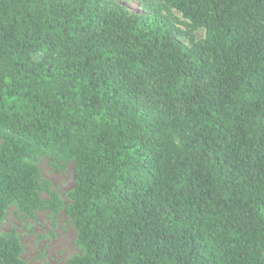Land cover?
I'll use <instances>...</instances> for the list:
<instances>
[{
  "label": "trees",
  "instance_id": "1",
  "mask_svg": "<svg viewBox=\"0 0 264 264\" xmlns=\"http://www.w3.org/2000/svg\"><path fill=\"white\" fill-rule=\"evenodd\" d=\"M141 7L0 0V219L58 211L46 156L72 164L63 264H264V0ZM20 251L0 234V264Z\"/></svg>",
  "mask_w": 264,
  "mask_h": 264
},
{
  "label": "rangeland",
  "instance_id": "2",
  "mask_svg": "<svg viewBox=\"0 0 264 264\" xmlns=\"http://www.w3.org/2000/svg\"><path fill=\"white\" fill-rule=\"evenodd\" d=\"M117 1L123 3L131 12L143 11L142 0ZM168 21L177 31V39L182 44H189L191 36L195 40L204 37L202 28L190 33L186 20L178 11L174 10L168 16ZM35 163L41 177L51 183V188L58 194L62 205L56 213L43 208L36 210L33 218H27L12 204L0 219V234L15 232L21 246L19 257L25 264H63L69 258L83 254L82 246L77 241V230L63 207L69 202L68 192L73 186L72 164L52 165L46 156H38ZM41 197L43 200L49 198L45 191L41 192Z\"/></svg>",
  "mask_w": 264,
  "mask_h": 264
}]
</instances>
